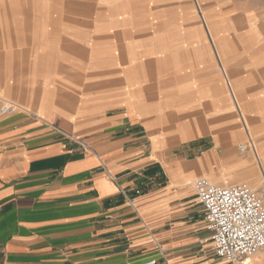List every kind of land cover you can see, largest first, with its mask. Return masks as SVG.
I'll return each mask as SVG.
<instances>
[{
    "label": "crops",
    "instance_id": "0c3cea01",
    "mask_svg": "<svg viewBox=\"0 0 264 264\" xmlns=\"http://www.w3.org/2000/svg\"><path fill=\"white\" fill-rule=\"evenodd\" d=\"M11 33L40 45L25 63L0 51V107H17L0 115V264H223L193 183L224 181L239 130L171 125L172 101L144 97L110 56L95 79L94 47L44 60L42 23Z\"/></svg>",
    "mask_w": 264,
    "mask_h": 264
},
{
    "label": "rangeland",
    "instance_id": "374dc122",
    "mask_svg": "<svg viewBox=\"0 0 264 264\" xmlns=\"http://www.w3.org/2000/svg\"><path fill=\"white\" fill-rule=\"evenodd\" d=\"M198 1L219 51L209 37L197 0H0V32L5 31L0 35V51H21L24 63L38 56L40 40L28 42L10 34L23 20L42 23L44 60L54 57L56 49L94 47L95 79L102 78L107 66L104 56H110L107 69L135 78L134 87L144 97L172 101L162 109L169 112V124L181 122L183 129L189 125L237 128L240 138L231 142L234 162L224 161L223 182L211 179L219 185L242 183L261 188L264 174L248 171L257 167L253 150L242 153L239 145L248 142L250 130L264 153V26L257 35L253 31L254 17L264 24V0ZM124 12L129 14L122 16ZM8 62L5 56L0 60L2 71H7ZM243 113H247L250 129L242 121ZM221 133L223 137L225 132ZM241 166L249 168L241 170ZM227 174L237 180L227 181Z\"/></svg>",
    "mask_w": 264,
    "mask_h": 264
},
{
    "label": "built area",
    "instance_id": "2783aa9c",
    "mask_svg": "<svg viewBox=\"0 0 264 264\" xmlns=\"http://www.w3.org/2000/svg\"><path fill=\"white\" fill-rule=\"evenodd\" d=\"M16 110V105L3 102L0 115H12ZM251 149L250 140L239 145L242 153ZM193 186L206 211L215 255L230 264H258L254 256L264 254V185L261 188L242 183L219 185L200 177ZM144 264H157V260L150 259Z\"/></svg>",
    "mask_w": 264,
    "mask_h": 264
},
{
    "label": "bare ground",
    "instance_id": "6f19581e",
    "mask_svg": "<svg viewBox=\"0 0 264 264\" xmlns=\"http://www.w3.org/2000/svg\"><path fill=\"white\" fill-rule=\"evenodd\" d=\"M196 1V0H195ZM197 3H198V6H199V9H200V12H201V18L203 19V22H204V24H205V26H206V29H207V31H208V33H209V37H210V39H211V41L213 42V46H214V48L216 49V50H218L219 51V49H218V46H217V44H216V36H215V34L213 33V31H212V29H211V27H210V22H208V16L206 15V13L204 12V10L202 9V7H201V5H200V3H199V1L197 0ZM126 14H128V13H124L123 15H126ZM255 18V22H254V28H253V31L256 33V35L257 34H259L260 33V31H261V29L263 28V26H264V24L261 22L260 23V20H259V18H256V17H254ZM251 27V26H250ZM248 28V27H247ZM252 30V29H251ZM260 36V35H259ZM261 37V36H260ZM221 66V65H220ZM222 67H224V65H222ZM225 70V69H224ZM226 71V70H225ZM11 75V74H10ZM12 77V76H11ZM228 77V76H227ZM3 78H6V76H3ZM230 88V87H229ZM233 89V88H232ZM240 106V105H239ZM240 109V108H239ZM242 115V121H243V123L245 124V125H247V126H249V128L248 129H250V124H249V122H248V116H247V113L245 114V113H243V114H241ZM248 136V139L252 142V146H253V152H252V155H253V158H254V160L257 162V167L255 168H253V169H251L250 171H252V172H258V174H259V172L261 173V175L262 174H264V153H260V149H259V144L255 141V137H254V134L252 133V131H250L249 130V134L247 135ZM242 137V136H241ZM227 138V137H226ZM233 138H234V136H233ZM227 140V139H226ZM245 145V144H244ZM252 159V158H251ZM257 159V160H256ZM249 171V172H250ZM264 178V177H263ZM261 183H263L264 184V181H263V179L261 178ZM252 187V186H251ZM261 255H263V254H257V255H255L254 256V258H257V256H261Z\"/></svg>",
    "mask_w": 264,
    "mask_h": 264
}]
</instances>
